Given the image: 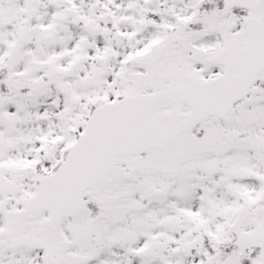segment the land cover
<instances>
[{"label":"snow or ice","instance_id":"6c2138e0","mask_svg":"<svg viewBox=\"0 0 264 264\" xmlns=\"http://www.w3.org/2000/svg\"><path fill=\"white\" fill-rule=\"evenodd\" d=\"M0 264H264V0H0Z\"/></svg>","mask_w":264,"mask_h":264}]
</instances>
